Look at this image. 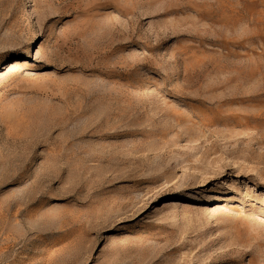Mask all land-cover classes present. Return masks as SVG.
Wrapping results in <instances>:
<instances>
[{
	"label": "rangeland",
	"instance_id": "obj_1",
	"mask_svg": "<svg viewBox=\"0 0 264 264\" xmlns=\"http://www.w3.org/2000/svg\"><path fill=\"white\" fill-rule=\"evenodd\" d=\"M0 264H264V0H0Z\"/></svg>",
	"mask_w": 264,
	"mask_h": 264
},
{
	"label": "bare ground",
	"instance_id": "obj_2",
	"mask_svg": "<svg viewBox=\"0 0 264 264\" xmlns=\"http://www.w3.org/2000/svg\"><path fill=\"white\" fill-rule=\"evenodd\" d=\"M188 199H194L192 194H189Z\"/></svg>",
	"mask_w": 264,
	"mask_h": 264
}]
</instances>
